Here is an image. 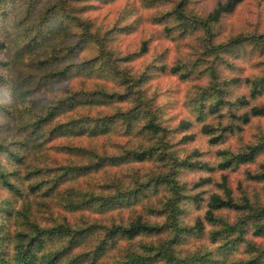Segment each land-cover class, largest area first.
<instances>
[{
    "label": "clouds",
    "instance_id": "obj_1",
    "mask_svg": "<svg viewBox=\"0 0 264 264\" xmlns=\"http://www.w3.org/2000/svg\"><path fill=\"white\" fill-rule=\"evenodd\" d=\"M0 264H264V0H0Z\"/></svg>",
    "mask_w": 264,
    "mask_h": 264
}]
</instances>
